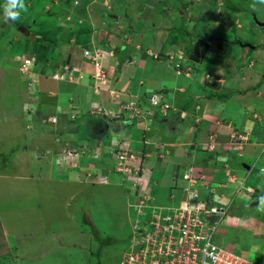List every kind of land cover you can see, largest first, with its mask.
<instances>
[{"label": "crops", "instance_id": "obj_1", "mask_svg": "<svg viewBox=\"0 0 264 264\" xmlns=\"http://www.w3.org/2000/svg\"><path fill=\"white\" fill-rule=\"evenodd\" d=\"M121 1L112 3L113 17L117 20L108 26L116 32L99 33L97 41L91 42L96 44L93 48L111 52L100 59L109 79L100 93L91 85L95 64L85 57V48L91 45L82 44L63 55L58 51L56 58L49 56L45 62L46 75L37 74L36 92L27 91L24 100H14L21 103L17 112L16 109L5 112L7 119L0 125L5 123L10 127L4 128L0 141L3 135L9 139V148L16 151V165L13 162V173L10 172L12 167L0 166V205L5 197L11 198L9 201L13 203L17 201L14 189L19 188L27 192L28 199L38 196L40 208L41 196L49 192L39 186L41 181L67 180L72 184L88 181L86 172H80V166L91 158H81L80 166L63 168L55 162L56 155L63 150L56 138L77 137L76 146L97 149L100 161L103 160L93 167L95 160L92 159L89 167L103 174L110 173L109 179L116 175L121 179V174L109 167L112 156L109 147L118 140L128 139L124 145L135 156L133 164L142 166L151 177L152 203L177 206L186 197L183 176L191 170L193 178L203 176V183L209 186L201 193L203 199H208L212 191L228 206L233 204L234 214L224 219L220 235L249 226L248 222L253 221L252 227L259 226L256 235L262 236L264 221L252 217L250 211L264 205L261 202L264 186L258 198L249 201L250 196H247L240 202L235 201L238 196L234 195L233 182L234 178L249 173L246 182L254 186L251 180H264V87L261 84L264 67L255 63V59L264 57L261 56L264 51L254 44L249 47L240 39L231 40L243 47L238 56L230 55L225 48L230 43L226 30L235 26L243 28L240 17L243 12L251 16L257 26L264 27V20L257 17V9L253 8V0ZM118 26L125 33L122 34ZM210 26L226 35L217 40L215 46L209 38ZM181 29L185 31L183 35L174 31ZM0 41V48L8 42ZM247 51L255 53V59L247 58ZM52 66L53 69L49 68ZM67 72L77 80L51 77L54 73ZM82 74L84 78L80 82ZM246 75L250 80L258 75L257 80L246 81ZM41 78L46 81L42 82ZM156 92L163 93L165 101L171 105L168 111L152 110L155 107L149 98ZM131 100L138 101L142 107L141 117L135 120L118 113L120 105ZM145 102L147 105H143ZM94 109L103 115L92 114ZM105 111L120 116L110 118ZM72 114L76 117L71 118ZM53 116L58 117L57 122L49 121ZM50 129L51 141L43 144L40 140ZM9 194L11 196H7ZM41 211L20 217L18 221L26 220L27 228L39 231V227H45L46 220ZM3 213L0 208L1 237L15 236L17 232L7 225ZM262 241L256 239L248 256L259 263L264 254ZM223 246L235 252L238 249Z\"/></svg>", "mask_w": 264, "mask_h": 264}, {"label": "rangeland", "instance_id": "obj_2", "mask_svg": "<svg viewBox=\"0 0 264 264\" xmlns=\"http://www.w3.org/2000/svg\"><path fill=\"white\" fill-rule=\"evenodd\" d=\"M24 2L28 11L26 13L22 12L20 19L9 23L5 21L3 6H0V40L6 39L9 42H5L0 48V122L7 119L5 112H12L15 109L17 112L21 108V103H15L14 100H24L27 95L28 81L25 79V74L18 69L21 61L16 60L17 55L30 56L36 60L39 53L43 54V51H45L48 57L56 58L55 55L58 51L60 55H63L82 44H85V46L86 44L91 45L85 50H93L96 48H93L96 44L93 45L91 42L97 41L99 33L116 32L115 28L109 29L108 27L112 21L117 20L113 17L115 14L112 11L115 8L112 6L114 0H24ZM118 2L122 1L118 0ZM252 2H255V0ZM232 8L236 9L235 6H232ZM256 9L257 17L264 20V5L257 4ZM240 17L242 18V24H240L243 25V28L238 29L235 26L230 30L229 28L226 30L227 38L230 40V43L225 45L226 50L230 55L238 56L243 47L240 45L241 43H231V40L240 39L245 40L249 47H253L254 44L258 46V49L264 51V44H261L264 43V27L257 26L252 21V17L244 12ZM18 23L21 24L18 25ZM28 24H32V27ZM27 25L30 28L29 34L20 30L19 27H27ZM118 28L122 34L125 33V31H122V27L118 26ZM86 30H90V33H87ZM119 31H117V34ZM174 31H179L180 35L185 32L183 29ZM235 31H237L236 34L230 35ZM208 32L213 46H215L217 40L226 36L223 31H218L212 26H210ZM42 38L52 42H50L49 48L43 51L40 50L38 45V43H43L41 42ZM254 54L247 51V58L255 59ZM261 56H264V52ZM166 59L169 62V59ZM36 63L38 62L36 61ZM255 63L264 67V57L255 59ZM44 64L46 63L39 62L36 71L38 72L42 66L45 68ZM257 76H252L251 80L247 76L246 81H256ZM83 78L79 79L80 82ZM41 79L42 82L46 81L45 78ZM73 80L77 79L71 81ZM262 80L261 84L264 87V79L262 78ZM3 101H6L7 104L2 103ZM143 105H147V103L145 102ZM159 108L158 106L152 110ZM92 114L103 115L101 111L96 109L92 110ZM108 116L115 118L120 115L109 112ZM127 116L129 115L127 114ZM164 125L166 124L164 123ZM6 126L10 127L5 123L0 125V134H3ZM48 132L40 140L43 144L51 141V129ZM7 135H10V133ZM2 138L4 139L0 141V166L12 167L10 172L13 173L16 151L9 148L10 141L6 138V135H3ZM58 142H61V139ZM124 142L128 143L129 141L128 139H121L118 144ZM61 145L63 147V143ZM77 147L87 150L85 146ZM95 153L96 156L99 155L98 152ZM49 155H51L50 152ZM90 158V162H92V159L95 160L93 167L100 161V157L94 159L93 156H90ZM110 159L109 167H113V157L111 156ZM90 162H84L82 166L79 163L77 164L82 169L80 172H86L87 182L72 184L67 180L59 183L41 181L39 186L46 187L44 189L49 192L41 196L43 198H41L42 205L40 208H38L40 199L38 196L34 195V198L28 199L26 197L27 192L25 190L21 191L19 188L14 189L17 201L13 203L9 201L11 198H4L3 204L0 205V208L4 210L3 219L17 234L4 238L1 237L2 233H0V264H121L122 255L129 246L139 253L144 250L142 249V247L144 248L143 230L139 229L138 226L148 220L149 211L154 207L151 204H156L151 202L153 200L151 184L147 188L141 189L140 185L127 181L125 175L121 174V179L118 175L116 177L112 176L115 179H110L108 185H102L98 183L96 176V173H99L98 169H90ZM239 166L242 168L241 165ZM89 171L92 173L90 176ZM249 174L239 178L245 179L243 193H241L242 191H240L241 194L235 192L239 188V183L238 181L233 182L234 195H238L235 201L244 202L247 187L252 188L250 193L252 195H248L250 196L249 201H253L260 196L264 180L261 178L255 179V181L251 180L255 183L254 186L250 182H246ZM42 191L43 189L40 188V192ZM7 196H11V194ZM141 201H144L145 204L141 205ZM168 205L165 203L159 206L164 211V209H168ZM231 206L229 207L231 208ZM40 210H42L40 212L41 216L46 220H44L45 227H39V231L27 228L28 222L26 220L20 219L18 221L20 217L24 218L26 215L35 214ZM228 214H234L233 210L230 209ZM250 214L255 219L264 221V205L253 208ZM252 222H248L249 226L245 225L242 228L231 229L227 232V235L226 232L220 235L222 228L220 226L215 241L222 245L237 247V253L249 256V250L256 243V239L263 240L261 245L264 246V234L262 236L256 235L259 226L254 227L253 225L252 227ZM261 232L264 233V230ZM136 240L139 242L138 244H143L142 247L138 244L131 246ZM260 263L264 264V254L260 258Z\"/></svg>", "mask_w": 264, "mask_h": 264}, {"label": "built area", "instance_id": "obj_3", "mask_svg": "<svg viewBox=\"0 0 264 264\" xmlns=\"http://www.w3.org/2000/svg\"><path fill=\"white\" fill-rule=\"evenodd\" d=\"M110 53L103 49L85 51V57L95 64V72L91 75V85L97 93L108 84V73L100 59ZM18 59L21 61L19 69L25 74L31 73L34 58L18 57ZM54 76L58 79H74L71 72L55 73ZM83 77L84 75H80V78ZM150 102L155 107L159 106L163 112L171 107L165 101L163 93L159 92L150 97ZM110 112L113 113V111ZM128 112L135 120L141 117L142 108L135 100L122 103L118 113L127 114ZM105 115H108L107 111ZM51 119L56 121L55 117ZM59 139L63 143V150L56 155V164L63 165L65 168H73L77 166L82 157L88 156L85 148L72 144L76 138L68 140L56 138L57 141ZM118 142L111 147L115 159V171L125 175L127 181L140 185L141 189L147 188L151 184L150 176L145 173L142 166L133 164L135 156L125 148L124 143L118 144ZM89 168L94 170L92 167ZM88 174L92 175L90 171ZM96 176L101 184H107L110 181V173L99 172ZM184 178L188 180L184 187L187 192L186 199L178 207L164 209V211L160 206L152 205L154 207L149 211L148 220L138 226L143 230L144 248L143 244H138L137 240L131 245L138 244L144 250L139 253L129 246L123 253L121 264H260L257 260L245 257L215 241L218 229L223 223V217L229 216L228 206L224 204L222 197L216 195L210 203L209 201H198V180L189 175H185ZM201 178L204 179L203 176ZM234 181L239 183L237 194L243 193L245 179L234 178ZM251 192L252 188L247 187L246 194L251 196ZM144 204L145 202L141 201V205Z\"/></svg>", "mask_w": 264, "mask_h": 264}, {"label": "clouds", "instance_id": "obj_4", "mask_svg": "<svg viewBox=\"0 0 264 264\" xmlns=\"http://www.w3.org/2000/svg\"><path fill=\"white\" fill-rule=\"evenodd\" d=\"M257 4H260V5H264V0H255V2H254V4H253V8L255 9V7H256V5ZM28 11V9H27V6L25 5V2H24V0H5V4H4V6H3V12H4V18H5V21H9V20H11V21H15V20H18V19H20V17H21V13L22 12H24V13H26ZM18 57H29V56H19V55H17V57H16V60L17 61H19V59H18ZM18 69H19V67H18ZM36 60L34 59V65H33V68H32V72L31 73H27V74H25V79H27V81H28V84H27V87H28V91L29 92H33V93H35L36 92V88H37V85H38V77H37V74L39 73V72H37L36 71ZM19 71H21L20 69H19ZM22 72V71H21ZM55 73L54 74H52L51 75V77L52 78H56L55 76ZM56 79H58V78H56ZM149 101H150V98H149ZM137 102V104H139V106L141 107V105H140V103L138 102V101H136ZM151 103V102H150ZM152 105V104H151ZM153 106V105H152ZM155 107V106H154ZM142 108V107H141ZM129 116H130V113L128 112L127 113ZM126 114V115H127ZM74 115V117H72ZM123 115H125V114H123ZM56 118V122L58 121V117L57 116H53V117H50L49 118V121L51 122V121H53V119H51V118ZM76 117V114H72L71 115V118H75ZM53 122H55V121H53ZM126 140V139H125ZM119 141V140H118ZM117 141V142H118ZM75 142H76V140H74L73 142H72V144L74 145V146H76L75 145ZM114 143H116V142H114ZM114 143H112V145L109 147V150H108V152H110L111 154H112V157H113V152L111 151V147H113V144ZM116 149H117V147H116ZM87 152H88V156H86L87 158H90V156H93V158L95 159V157H100V154L99 155H97L96 156V153L95 152H97V149L96 150H93V149H87ZM90 154H92V155H90ZM85 157V156H84ZM85 157V158H86ZM83 158V157H82ZM113 161H114V166H113V169H114V171H115V159H114V157H113ZM116 172V171H115ZM191 170L188 172V174H185V175H189L190 177H192V175H191ZM184 175V176H185ZM184 176H183V179L186 181L185 182V185L188 183V180H186L185 178H184ZM151 178V177H150ZM193 178V177H192ZM195 179H197V178H195ZM198 180V183H199V185H198V190H199V198L197 199L198 201H209V203H210V201L211 200H213V198L215 197V193L213 194L212 193V191H211V195H210V197L208 198V199H203L202 197H201V193L204 191V190H207V189H209V186L207 185V184H204L203 182H204V180L203 179H197ZM110 182V181H109ZM201 182H202V185H201ZM99 183V182H98ZM108 184V183H107ZM185 185L183 186V190H184V187H185ZM204 185H207L206 187H204ZM250 186V185H249ZM185 191V190H184ZM185 193H186V197H187V192L185 191ZM238 196V195H237ZM246 196H248L247 194H245V197ZM146 196H144V198H145ZM186 197L185 198H183L179 203H178V205L177 206H168V208H176V207H178L180 204H181V202L184 200V199H186ZM219 197V196H218ZM223 200V199H222ZM223 202H224V200H223ZM261 202L262 203H264V197H262L261 198ZM224 204H226L225 202H224ZM151 205H156V204H151ZM156 206H159L158 204L156 205ZM226 206H228L227 204H226ZM150 209V208H149ZM231 208L228 206V210H230ZM227 217H229V216H227ZM227 217H223V221H224V219L225 218H227ZM218 243V242H217ZM123 256V255H122Z\"/></svg>", "mask_w": 264, "mask_h": 264}, {"label": "trees", "instance_id": "obj_5", "mask_svg": "<svg viewBox=\"0 0 264 264\" xmlns=\"http://www.w3.org/2000/svg\"><path fill=\"white\" fill-rule=\"evenodd\" d=\"M4 4H5V0H0V6H4ZM11 20H9L8 21V23L10 22ZM37 23V22H36ZM21 23H18V25H20ZM28 25H30V27H32V24H28ZM27 25V30H26V32L25 33H27V34H29V31H30V28H29V26ZM38 25H43V24H38ZM20 27V26H19ZM25 27V26H24ZM86 32L87 33H90V30H86ZM41 42H43L42 44H39L38 43V45H39V48H40V50H44V49H47V48H49V45H50V42L51 41H49V40H47V39H45V38H42V40H41ZM52 43V42H51ZM85 45V44H84ZM42 46V47H41ZM39 48H38V50H39ZM48 59H49V57L47 56V53L45 52V51H43V54H40L39 53V55L36 57V61L39 63V62H48ZM38 63H36V68H37V66H38ZM45 65V64H44ZM49 68H51V69H53L54 67L52 66V67H49ZM39 73H43V74H45L46 75V73H47V70H46V68H44V67H40V70L38 71ZM65 74V73H64ZM85 130V128H83V131ZM238 212H235V214H237Z\"/></svg>", "mask_w": 264, "mask_h": 264}, {"label": "water", "instance_id": "obj_6", "mask_svg": "<svg viewBox=\"0 0 264 264\" xmlns=\"http://www.w3.org/2000/svg\"><path fill=\"white\" fill-rule=\"evenodd\" d=\"M255 18H256V15L254 14ZM20 30H22L23 32H26L27 28L24 27V26H20Z\"/></svg>", "mask_w": 264, "mask_h": 264}]
</instances>
